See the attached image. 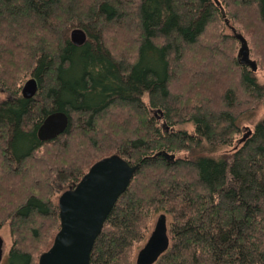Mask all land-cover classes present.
<instances>
[{
	"label": "trees",
	"instance_id": "trees-1",
	"mask_svg": "<svg viewBox=\"0 0 264 264\" xmlns=\"http://www.w3.org/2000/svg\"><path fill=\"white\" fill-rule=\"evenodd\" d=\"M219 2L263 66L264 0ZM223 22L214 0H0V90L12 94L0 103L6 264H34L39 246L50 248L54 191L113 153L140 165L90 264H134L161 212L170 242L154 264H264V116L239 137L264 84L239 62L235 37L203 40ZM76 27L87 35L82 46L69 40ZM30 79L36 91L23 97ZM54 111L68 116L67 128L40 141L37 128Z\"/></svg>",
	"mask_w": 264,
	"mask_h": 264
},
{
	"label": "water",
	"instance_id": "water-1",
	"mask_svg": "<svg viewBox=\"0 0 264 264\" xmlns=\"http://www.w3.org/2000/svg\"><path fill=\"white\" fill-rule=\"evenodd\" d=\"M214 1L225 18L219 0ZM86 39V32L82 28H73L69 33V40L75 46L83 45ZM244 64L256 70L254 61L249 60ZM36 87L35 79L26 81L22 88L24 97H31ZM67 125L68 116L64 112H51L38 126L37 138L40 141L53 140L66 130ZM250 133L248 128L240 141L245 140ZM157 154L167 160L175 158L174 154L163 151ZM139 165L130 163L117 153L107 155L95 161L77 183L62 191L57 199L59 229L50 248L39 255L38 264H90L93 243ZM169 242L167 215L161 212L155 218L143 246L136 253L134 264H154L167 250ZM4 255L5 243L0 236V264Z\"/></svg>",
	"mask_w": 264,
	"mask_h": 264
},
{
	"label": "rangeland",
	"instance_id": "rangeland-1",
	"mask_svg": "<svg viewBox=\"0 0 264 264\" xmlns=\"http://www.w3.org/2000/svg\"><path fill=\"white\" fill-rule=\"evenodd\" d=\"M223 20H224V22L222 24V28H221V24H219L220 27L217 26L216 30H215V28L211 29V30L209 28V30H208L209 33L206 35V37H203V40L205 42H207V43H210V42L212 43V41H214V39H212V38L214 37L215 34L216 35L226 34V35H230V36L235 37L239 41V44H237L238 45L237 56L239 55L238 56L239 62L241 64H244V62H249V60H252V61L255 60L256 61V62L254 61L255 64L257 63L256 64L255 75H256L258 81L260 83L264 84V65L263 66L260 65V63L258 62L259 61L258 57L256 55H254L252 53L249 55L248 45H249L250 48L252 47L250 40L245 35L246 39L248 40V45H247V41H246L245 37L243 36L241 28L238 25H236L234 22H232L230 19L226 18V15H225V18H223ZM115 44H116V42H115ZM258 48H260L261 51H263L262 50L263 48L261 46L260 47L258 46ZM237 49H236V52H237ZM239 52H240V54H239ZM263 53L264 52H261L262 55H263ZM176 89L177 88L173 86V90L176 91ZM10 97L12 98V94L11 93H8L5 90H0V103L3 102L4 100H6L7 98H10ZM263 116H264V101L258 106V108L256 110V115L254 116L253 120L244 123V125L242 127V132H241L239 137H242V134L247 132L246 130H248V127H249L250 130L253 129V124L256 121H258ZM183 127L184 128H188L189 125L186 124V125L182 126V128ZM76 143H77V140L74 139V141L71 144V147H72V145H74ZM43 150H44V148H41L39 154L42 153ZM30 164L32 165V167H31V168H33L32 170H34V169H36L38 167V165L35 164V163H29L28 167L31 166ZM43 169H44V167L40 168V170H43ZM26 183L29 184L30 187H33L32 188L33 191H34L35 188L43 189L40 186H36L34 188L33 182H31V181H27ZM65 188L67 189V186H65ZM37 191H39V190H37ZM60 194H61V192L54 191V194L52 195L51 200L54 203H57V199H58ZM157 215L154 217V221H153V223H152V225L150 227V231L153 228V225H154V222H155V218L157 217ZM168 221L169 220H168V216H167V225H168ZM150 231H149V233H150ZM0 236L2 237V239L4 240V243H5V255H4L3 259H2L1 264H6L5 263L6 262V255H7L8 251H9L10 247L12 246V241H13L12 235L10 233V228H9L8 224H5L2 227H0ZM143 244L139 245L138 248L136 249L134 257H133V261L135 260L136 253L143 246ZM44 248L45 247L43 245L39 246V248L36 250V252H34L36 254V256L34 258V264H38V262H37L38 261V257L40 255V253H42L41 251L44 250Z\"/></svg>",
	"mask_w": 264,
	"mask_h": 264
},
{
	"label": "flooded vegetation",
	"instance_id": "flooded-vegetation-1",
	"mask_svg": "<svg viewBox=\"0 0 264 264\" xmlns=\"http://www.w3.org/2000/svg\"><path fill=\"white\" fill-rule=\"evenodd\" d=\"M21 94H22V96L24 97V94H23L22 90H21ZM7 99H11V97H10V98H7Z\"/></svg>",
	"mask_w": 264,
	"mask_h": 264
},
{
	"label": "bare ground",
	"instance_id": "bare-ground-1",
	"mask_svg": "<svg viewBox=\"0 0 264 264\" xmlns=\"http://www.w3.org/2000/svg\"><path fill=\"white\" fill-rule=\"evenodd\" d=\"M81 46H82V45H81ZM22 87H23V86H22ZM248 128H249V127H248ZM246 131H247V130H246ZM243 134H244V133H243ZM243 134H242V135H243ZM36 135H37V134H36Z\"/></svg>",
	"mask_w": 264,
	"mask_h": 264
}]
</instances>
